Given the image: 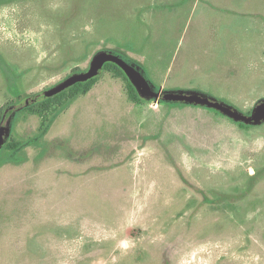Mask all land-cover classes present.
I'll use <instances>...</instances> for the list:
<instances>
[{
  "label": "rangeland",
  "instance_id": "obj_1",
  "mask_svg": "<svg viewBox=\"0 0 264 264\" xmlns=\"http://www.w3.org/2000/svg\"><path fill=\"white\" fill-rule=\"evenodd\" d=\"M102 53L252 116L264 0H0V264H264V120L104 68L43 108Z\"/></svg>",
  "mask_w": 264,
  "mask_h": 264
},
{
  "label": "water",
  "instance_id": "obj_2",
  "mask_svg": "<svg viewBox=\"0 0 264 264\" xmlns=\"http://www.w3.org/2000/svg\"><path fill=\"white\" fill-rule=\"evenodd\" d=\"M108 61H113L117 63L120 67L123 68V70L126 72L132 83L140 89L141 95H150L154 96L156 98L164 97L167 100L172 101H187L192 103H203L207 104L211 107H216L223 112L235 117L237 120L244 121V122H257L264 120V102L257 105V107L254 109L252 116H246L242 113H239L231 108L226 107L225 105L219 104L217 101H213L210 98H207L205 96H200L198 94H191V93H159L155 92L152 89H150L149 85L146 83V81L143 79V77L138 75V73L135 71V69H132L128 63H126L123 59L113 56V55H107V54H100L96 57L93 66L91 70L85 74L75 75L62 83L61 85L51 89L46 93V96H52L58 94L60 91L65 89L66 87L72 86L77 82H84L91 78H94L103 68L104 65ZM162 95V96H161Z\"/></svg>",
  "mask_w": 264,
  "mask_h": 264
},
{
  "label": "trees",
  "instance_id": "obj_3",
  "mask_svg": "<svg viewBox=\"0 0 264 264\" xmlns=\"http://www.w3.org/2000/svg\"><path fill=\"white\" fill-rule=\"evenodd\" d=\"M104 70L111 72L116 77L123 78L126 82V86H127V90H128V94L130 98L135 101L141 100V97L138 93V89L134 86V84L132 83V81L126 74V72L118 64L113 63V62H108L104 65ZM97 80H98V77H94L84 82H77L71 87H69L67 90L62 91L53 97H49V98H45L41 100L40 103L43 106V108H48L51 105H56V106L66 108L73 99L77 98L78 96L82 94L88 93L92 89V87L95 85ZM35 105L36 104L31 105L28 108H30L31 110H36V108H33ZM23 109H26V107H24ZM38 112H41V110ZM43 125H45L44 121H43ZM241 125L243 126L244 123H241ZM21 146H22L21 143L15 142V141H11L10 143H8L7 145L8 155L6 156L5 160L11 161V160H18V158H21L20 157L21 156L20 154ZM0 165H1V162H0Z\"/></svg>",
  "mask_w": 264,
  "mask_h": 264
}]
</instances>
